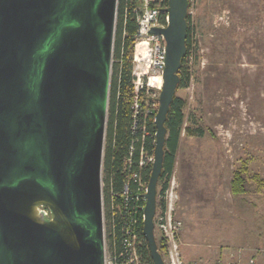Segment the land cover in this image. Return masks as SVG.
<instances>
[{"label":"water","instance_id":"95a60500","mask_svg":"<svg viewBox=\"0 0 264 264\" xmlns=\"http://www.w3.org/2000/svg\"><path fill=\"white\" fill-rule=\"evenodd\" d=\"M117 0H0V264H105L102 155ZM142 232L153 264L164 125L188 0H168Z\"/></svg>","mask_w":264,"mask_h":264},{"label":"rangeland","instance_id":"374dc122","mask_svg":"<svg viewBox=\"0 0 264 264\" xmlns=\"http://www.w3.org/2000/svg\"><path fill=\"white\" fill-rule=\"evenodd\" d=\"M188 14L197 56L176 95L185 124L194 118L203 135L182 131L175 157L180 251L196 264L230 255L234 264H264V185L244 197L230 191L243 160L264 181V0H189ZM104 256L107 264L105 240Z\"/></svg>","mask_w":264,"mask_h":264},{"label":"trees","instance_id":"16d2710c","mask_svg":"<svg viewBox=\"0 0 264 264\" xmlns=\"http://www.w3.org/2000/svg\"><path fill=\"white\" fill-rule=\"evenodd\" d=\"M163 1L165 5H168V0ZM139 4L140 0H117L115 11L101 173L103 183L104 240L107 250L113 258L112 264H126L119 257V253L122 250L124 225L133 212V200L126 206L120 193L129 173H139L143 181L148 183L152 164H145L139 167V154L142 146L148 154H153L155 145V124L153 118L159 105L158 99L156 100V109L153 114L147 117L146 121V128L150 133L143 136L141 130L133 133L130 129L134 79L132 73L133 51L137 28V12L135 8ZM186 21V51L181 59L176 91L188 85L191 77L188 66L189 57L192 54H197L194 42V29L191 26L189 14L186 16ZM184 108L185 102L183 98L177 96L175 92L164 123L166 135L163 146L162 167L157 182L161 189L166 187L173 173L182 131L187 135H203V129L193 125L195 122L194 118H189L192 124H185L187 119ZM130 152L131 162L128 163L127 159ZM253 185L254 188L252 187ZM262 185H264V181L257 174H249L248 161L243 160L233 170L230 180L232 195L244 197L247 194L258 193ZM130 187L132 188L133 184ZM142 228L143 220L140 218L136 224L138 237L141 241L140 257L149 264H153ZM156 243L158 252L163 254L166 251L165 241L162 238H158Z\"/></svg>","mask_w":264,"mask_h":264},{"label":"built area","instance_id":"2783aa9c","mask_svg":"<svg viewBox=\"0 0 264 264\" xmlns=\"http://www.w3.org/2000/svg\"><path fill=\"white\" fill-rule=\"evenodd\" d=\"M166 8L167 5L164 4L163 0H140V4L135 8L137 12V28L133 51L132 73L134 79L130 129L133 133L141 130L143 136L150 133L146 128V121L147 117L153 114L156 109V100L160 93L159 79H161L165 57L163 35L151 33L150 29L152 27L163 28L168 24V12ZM127 160L128 163L131 162V152ZM153 160V154H148L142 146L138 166L152 164ZM131 184H133L132 188L130 187ZM176 186L172 175L165 188L161 189L160 185H157L156 209L153 219L155 238L156 240L162 238L165 241L166 251L161 254L165 264H196L194 261L186 262L180 251L178 236L182 229V221L175 215L176 203L178 201ZM146 191L147 183L143 181L141 175L137 172L129 173L120 193L126 206L133 200V212L124 225L122 250L119 253V257L126 264H149L140 257L139 249L141 241L136 229L138 220L140 218L143 220L144 194ZM232 257L234 256H228L226 262H221L217 258L218 260L215 264H234L235 260ZM112 263L113 258L109 254L107 264ZM249 264L255 263L253 260H250Z\"/></svg>","mask_w":264,"mask_h":264},{"label":"bare ground","instance_id":"6f19581e","mask_svg":"<svg viewBox=\"0 0 264 264\" xmlns=\"http://www.w3.org/2000/svg\"><path fill=\"white\" fill-rule=\"evenodd\" d=\"M159 84L161 85V79H159Z\"/></svg>","mask_w":264,"mask_h":264}]
</instances>
